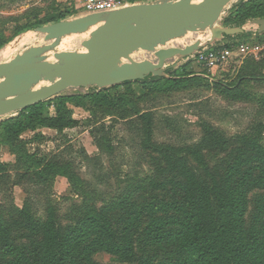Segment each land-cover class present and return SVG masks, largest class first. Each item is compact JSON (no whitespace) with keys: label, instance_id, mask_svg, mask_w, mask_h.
Segmentation results:
<instances>
[{"label":"trees","instance_id":"16d2710c","mask_svg":"<svg viewBox=\"0 0 264 264\" xmlns=\"http://www.w3.org/2000/svg\"><path fill=\"white\" fill-rule=\"evenodd\" d=\"M135 3L136 0H128ZM61 8L54 14L35 11L16 35L67 20ZM264 18V0L235 6L225 26L242 27ZM264 42V34L258 35ZM225 37L231 47L236 39ZM9 40L0 32V49ZM244 42V41H242ZM220 44V43H219ZM186 66L172 77L149 76L86 95L58 96L31 106L0 123V145L7 146L22 163L21 180L34 178L49 184L56 177L77 181L73 165L60 158L49 160L27 150L22 135L35 132V141L51 140L37 133L49 129L64 135L81 126L70 106L91 111L116 110L121 119L135 117L141 146L150 154L153 176L98 206L92 201L69 226L60 220L57 205L48 202L46 217L37 218L30 206L0 208V264H99L95 256L106 253L122 264H264V194L251 202L254 192H264V145L259 135L228 136L209 122L201 123L202 139L194 145L174 146L155 141V117L141 112L122 86L143 84L154 93L186 90L203 80L187 76ZM245 80V79H241ZM218 92L232 102L253 101L255 95L242 83L221 85ZM92 108V109H93ZM102 125L97 132L105 133ZM92 130L98 149L113 152L111 141ZM220 156L212 164L209 156ZM9 163L0 161V181L9 179ZM253 204V206H252ZM252 206V210H251Z\"/></svg>","mask_w":264,"mask_h":264},{"label":"rangeland","instance_id":"374dc122","mask_svg":"<svg viewBox=\"0 0 264 264\" xmlns=\"http://www.w3.org/2000/svg\"><path fill=\"white\" fill-rule=\"evenodd\" d=\"M128 1V0H127ZM172 0H136L130 4H162ZM238 0L232 2L217 23L218 27L225 26L226 20ZM249 2L252 0H244ZM243 1V2H244ZM197 2V1H196ZM61 8L70 15L67 19L73 20L84 16L86 13L80 0H0V32L4 33L9 42L0 49V53L9 45L15 43L27 32L16 35L19 25H24L27 16L31 17L35 11L54 14ZM246 34H251L248 39L234 42H255L264 45L258 36V26L250 21L243 26ZM96 26L91 27L86 33L70 35L55 41L46 42L44 35L37 34L34 45L17 49L11 55L0 58V64L15 59L32 47H41L56 44L53 48L57 52L83 51V42L88 40ZM29 33V31H28ZM211 29H199L197 32H188L184 36L170 40L158 49L179 48L186 49L199 41L208 42L211 39ZM223 41L219 44L222 45ZM226 43V42H225ZM223 43V44H225ZM37 45V46H36ZM60 48V49H59ZM137 62H158L156 54L147 51H138L133 55ZM171 60L166 76L172 77L174 71L186 66L187 76L202 79V85L198 84L186 90L172 93H154L152 88H145L143 84H129L119 88L121 95L128 94L135 99L141 112H152L155 117V141L174 146L194 145L202 139L201 123L209 122L228 136L239 134H256L264 125V52L257 58L254 55H245L235 51L234 55L224 65L216 69L207 68L196 60ZM51 63L57 59L49 57L43 59ZM179 64L178 67L173 65ZM174 67V68H173ZM245 80H241V79ZM41 79L34 89H40L47 82ZM241 84L246 91L255 95L253 101L232 102L225 99L218 92L221 85L236 86ZM91 92L88 89H69L60 96L86 95ZM74 118L81 122V126L74 130H67L64 135L59 132L43 129L37 133L50 137L51 140L35 141V132H29L20 137L19 142L28 141L27 150L37 153L40 158L46 160L59 156L73 165L77 181L73 184L63 177L51 179L49 184L37 182L34 178L21 180L24 168L18 157L9 147L0 145V161L9 163V179L0 181V208L6 213L12 207L22 208L25 203L30 204L35 216L40 219L46 217V205L53 202L57 205L60 220L64 226H69L76 215L85 209L92 201L98 206L104 201H111L122 193L131 191L138 183L153 176V168L150 154L141 146V133L134 123L135 117L123 120L116 110L95 109L91 111L70 106ZM93 108V109H92ZM16 115L0 118V123L16 117ZM134 120V121H133ZM105 125V133L97 130ZM94 130L99 137H106L111 141L113 152L108 153L98 149L94 144L90 132ZM264 145V131L259 135ZM211 163L216 164L220 156L210 155ZM264 194L257 191L251 194L253 203L255 198ZM253 206V204H252ZM251 206V210H252ZM99 264H122L115 257L106 253L95 256Z\"/></svg>","mask_w":264,"mask_h":264},{"label":"water","instance_id":"95a60500","mask_svg":"<svg viewBox=\"0 0 264 264\" xmlns=\"http://www.w3.org/2000/svg\"><path fill=\"white\" fill-rule=\"evenodd\" d=\"M197 1V2H196ZM235 0H172L162 4H129L116 11L82 17L37 28L45 41L86 33L82 53L57 52V62L39 56L56 44L32 47L15 59L0 64V118L16 115L31 106L54 99L69 89L104 90L149 76H166L168 62L184 60L225 37L246 34L244 27H218L227 7ZM244 0H238V6ZM264 34V18L253 21ZM248 24V23H247ZM245 26V25H244ZM199 29H211L208 42L199 41L186 49H158L170 40ZM138 51L153 52L158 59L137 62ZM179 62V60H178ZM175 68L179 64L173 65ZM173 67V68H174ZM48 85L34 89L40 79Z\"/></svg>","mask_w":264,"mask_h":264},{"label":"built area","instance_id":"2783aa9c","mask_svg":"<svg viewBox=\"0 0 264 264\" xmlns=\"http://www.w3.org/2000/svg\"><path fill=\"white\" fill-rule=\"evenodd\" d=\"M86 14L104 13L116 11L127 7L130 3L127 0H80ZM215 43L207 48L197 51L187 60H196L199 64L216 69L220 65H224L234 55V52L240 51L245 55H254L257 58L260 53L264 52V45L255 42H239L237 45L227 47ZM78 90V89H75Z\"/></svg>","mask_w":264,"mask_h":264},{"label":"bare ground","instance_id":"6f19581e","mask_svg":"<svg viewBox=\"0 0 264 264\" xmlns=\"http://www.w3.org/2000/svg\"><path fill=\"white\" fill-rule=\"evenodd\" d=\"M90 30V29H89ZM88 30V31H89ZM87 31V32H88ZM37 34H35L34 32H27V34H24L22 37H20L15 43L9 45L8 47H6L4 50L1 51L0 53V58H5V57H8L9 55H11L13 52H15L17 49L19 48H22V47H26L28 45L32 46L35 44L36 42V39H37ZM37 46V45H36ZM54 47V46H53ZM50 48L49 50H45L40 56L39 58H42V59H46V58H51L53 57V55L56 53V51L58 50L55 49V48ZM60 49V48H59ZM46 61V60H45ZM42 79V78H41ZM40 79V80H41ZM39 80V81H40ZM2 80H0L1 82ZM36 82L35 85L38 84V82ZM34 85V86H35ZM34 88V87H33ZM41 89V88H40Z\"/></svg>","mask_w":264,"mask_h":264}]
</instances>
